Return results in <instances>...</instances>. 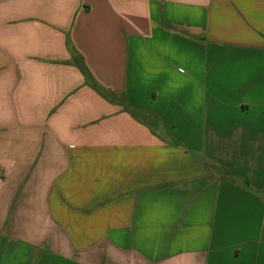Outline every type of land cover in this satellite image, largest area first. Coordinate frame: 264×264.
Masks as SVG:
<instances>
[{
	"label": "crops",
	"instance_id": "0c3cea01",
	"mask_svg": "<svg viewBox=\"0 0 264 264\" xmlns=\"http://www.w3.org/2000/svg\"><path fill=\"white\" fill-rule=\"evenodd\" d=\"M0 264H264V0H0Z\"/></svg>",
	"mask_w": 264,
	"mask_h": 264
},
{
	"label": "trees",
	"instance_id": "16d2710c",
	"mask_svg": "<svg viewBox=\"0 0 264 264\" xmlns=\"http://www.w3.org/2000/svg\"><path fill=\"white\" fill-rule=\"evenodd\" d=\"M177 143V142H176ZM219 169L221 170V173L223 175L224 178H227L229 180H236L239 181L240 183H242L243 185H247L248 183L244 180H241L240 178H238L236 175H234L233 173L229 172L227 169H225L222 166H219Z\"/></svg>",
	"mask_w": 264,
	"mask_h": 264
},
{
	"label": "rangeland",
	"instance_id": "374dc122",
	"mask_svg": "<svg viewBox=\"0 0 264 264\" xmlns=\"http://www.w3.org/2000/svg\"><path fill=\"white\" fill-rule=\"evenodd\" d=\"M208 170L215 175V177H221L223 176L221 173V170L219 169L218 166H215L213 164H208Z\"/></svg>",
	"mask_w": 264,
	"mask_h": 264
}]
</instances>
